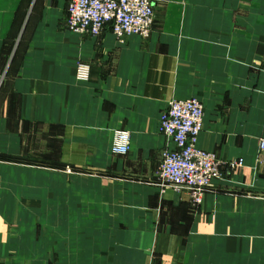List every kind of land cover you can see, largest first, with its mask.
Wrapping results in <instances>:
<instances>
[{"label":"crops","instance_id":"0c3cea01","mask_svg":"<svg viewBox=\"0 0 264 264\" xmlns=\"http://www.w3.org/2000/svg\"><path fill=\"white\" fill-rule=\"evenodd\" d=\"M238 1L156 4L150 36L119 41L109 26L68 30V0H0V169L32 190L63 183V209L36 195L0 209V263L264 264V43L233 26ZM190 97L204 106L198 146L242 160L197 207L156 183L161 115ZM116 131L126 154L111 151ZM12 215L45 220L11 230Z\"/></svg>","mask_w":264,"mask_h":264},{"label":"built area","instance_id":"2783aa9c","mask_svg":"<svg viewBox=\"0 0 264 264\" xmlns=\"http://www.w3.org/2000/svg\"><path fill=\"white\" fill-rule=\"evenodd\" d=\"M156 0H68L65 27L75 33L99 36L105 27L123 41L129 36L148 38L155 18ZM87 76L86 65L78 66ZM262 94L264 97V84ZM204 106L197 97L172 99L160 119V131L167 139L157 167L156 183L176 191H188L191 204L201 205L203 195L222 177L224 166L234 169L242 160L225 162L215 153L202 149L197 141L203 128ZM172 144V147L169 146ZM264 148V141L260 142ZM130 148L127 131H116L111 151L126 154Z\"/></svg>","mask_w":264,"mask_h":264},{"label":"rangeland","instance_id":"374dc122","mask_svg":"<svg viewBox=\"0 0 264 264\" xmlns=\"http://www.w3.org/2000/svg\"><path fill=\"white\" fill-rule=\"evenodd\" d=\"M170 0H156V4H166ZM234 1L232 4L235 6V0H229ZM244 2V7L241 6V8L234 9V8H228V12H236L238 13L243 12V17L241 15H238V19L236 21V24L233 26L235 28H242V36L245 38H251L256 37L259 38L261 43H264V0H239ZM238 1V3H240ZM247 2V4H246ZM231 5V4H230ZM253 9H252V8ZM155 8V7H154ZM244 21V23H243ZM252 22L253 24H249L248 22ZM232 26V27H233ZM264 45H261L262 47ZM251 62V61H250ZM253 65V64H252ZM259 71V70H258ZM256 74H260V71ZM263 80V81H262ZM261 81L264 84V73L262 75ZM263 85L262 88H259L258 92L262 95ZM256 92V91H255ZM11 167H4L0 169V209L3 210V212L7 213L11 210H20L24 209V204L27 203V201L24 200L23 197H28L29 195H36L38 198L47 197L49 196L48 200L40 201L39 207L42 209L45 208H51V209H57L62 208L63 209V183L61 184L59 182V178H55L56 180H53V184L51 187H47V189H44L41 186L35 187V190H32L31 188L28 189L27 184H20V185H12V171L10 169ZM157 178V177H156ZM40 187V188H39ZM30 190V191H29ZM12 212V211H11ZM5 223L9 226V228L27 225V224H34L35 221H40L43 223L45 220L41 217H25V216H5L3 217ZM52 219V218H49ZM39 222H36L38 224ZM41 224V223H40ZM21 245V244H20ZM17 248V246H16ZM13 248L10 249V253H16L18 249ZM25 250H21L19 253L23 254ZM12 256V255H11ZM264 261V259H263ZM0 264H6L0 263Z\"/></svg>","mask_w":264,"mask_h":264}]
</instances>
